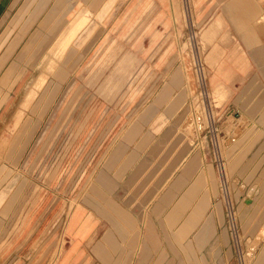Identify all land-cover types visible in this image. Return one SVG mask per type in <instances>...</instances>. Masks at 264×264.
<instances>
[{
  "label": "rangeland",
  "instance_id": "374dc122",
  "mask_svg": "<svg viewBox=\"0 0 264 264\" xmlns=\"http://www.w3.org/2000/svg\"><path fill=\"white\" fill-rule=\"evenodd\" d=\"M56 1L61 2L47 0L44 9ZM225 1L96 0L95 9L106 3L102 18L93 17L90 21L89 14L80 15L40 62V56L62 24L72 17L77 4L75 1L63 4V14L53 15L50 24L41 31L37 21L30 28L26 34L28 39L25 38L15 55L16 73H12L14 77L0 94V264H51L54 252L65 243L63 234L69 242L63 251L65 256L79 251L74 264H102L92 246L100 239L106 223L96 220L93 241L92 236L87 240L81 233L73 244L69 241L73 226L67 217L68 206L92 176V167L97 161V158L92 160V153L106 151L108 140L119 135L143 105L152 103L163 83V86L173 85L172 79L163 78L168 69L181 66L189 73L187 81L191 89L187 99L181 93L178 96L181 107L186 99L185 110L178 120L188 113L185 124L192 123L194 116L201 118L203 128L210 121L220 150L221 139L227 136L228 118L237 124L232 134L240 135L248 122L240 117L231 95L222 107L216 108L211 89L206 86V82L209 84L206 54L221 32L214 38L210 22L224 17L223 27L228 23L222 14ZM239 3L240 7L249 5L247 0H235L236 6ZM238 23V33H246L254 43L253 34L264 26V19L251 16L238 18ZM75 25L79 29L67 52L55 56L60 40ZM225 33L231 39L230 33ZM26 44L30 52L22 61L17 55ZM10 65V62L5 65L3 73ZM258 85L264 86L259 80L255 83ZM222 97L220 89L213 92V98ZM230 111L232 115L227 116ZM189 117L193 120L188 121ZM188 125L185 126L189 130ZM249 132L247 130L240 140ZM204 133L214 156L211 129L205 127ZM230 151V148L226 151L228 159ZM253 154H259L254 169L237 176L245 188L240 190L235 183L230 184L229 197L235 212L238 199L246 197L255 179L262 177L264 182V135ZM262 189L250 201L253 202L250 215L258 219L264 217V186ZM219 198L223 204L221 193ZM222 207V227L229 238L232 264H252L253 255H248V247L254 238L247 239L253 232L246 233L241 217L236 215L242 251L238 253L228 229L225 205ZM112 240L106 233L95 247V252L105 262L113 263L111 256L103 251L104 244Z\"/></svg>",
  "mask_w": 264,
  "mask_h": 264
},
{
  "label": "crops",
  "instance_id": "0c3cea01",
  "mask_svg": "<svg viewBox=\"0 0 264 264\" xmlns=\"http://www.w3.org/2000/svg\"><path fill=\"white\" fill-rule=\"evenodd\" d=\"M69 1L77 4L75 12L62 24L38 62L49 54L63 31L80 15L89 14L90 21L93 17L103 16L106 3L95 9L96 0ZM66 2L56 1L44 9L47 0H0V94L16 73L13 62L25 38L28 39L27 32L36 21L40 31L46 28L53 15L63 14ZM247 2L249 5L242 7L240 3L236 6L235 0L224 2L222 14L228 23L223 27L224 17L210 22L214 38L221 32L206 54V79H209L206 86L211 89L213 106L222 107L231 95V102L240 117L248 122L243 125L240 135L234 137L230 135L237 124L233 121V125L228 118L227 136L221 139L228 191L231 182L240 190L245 188L238 177L254 169L259 159V154H253L254 147L264 135V86H255L258 80L264 85V26L254 32V43L246 33H238V18L258 16V19H264V0ZM85 27L80 28L77 37ZM225 32L230 33L231 39ZM29 52L26 44L17 57L24 61ZM9 62L10 68L3 73ZM163 78L172 79L173 85L163 86V83L152 103L143 105L142 112L135 113L119 135L108 140L106 151L92 153V160L97 158L92 176L83 183L68 206L67 217L73 226L69 241L74 244L81 233L87 240L92 236L93 241L97 220L106 223L100 239L92 246L102 264H232L229 238L222 227L224 201L222 204L219 198L218 174L207 135L202 134L205 127L211 129V123L202 126L203 130L197 135L184 129L183 122L188 113L182 120L178 117L185 110L190 93L189 73L179 66L168 69ZM217 89L223 93L220 100L213 98ZM180 93L186 95L182 107ZM247 130L250 132L240 140ZM229 148L228 159L226 151ZM263 186L262 177H257L246 197L238 199L235 213L241 217L246 233L253 232L247 240L254 237L264 220V217L258 219L250 215L253 211L250 201ZM106 233L113 240L104 244L103 251L111 256L113 263L105 262L95 252ZM64 241L63 247L59 246L54 252L51 264H74L79 251L65 256L63 251L68 241L63 234ZM252 259V264H264V240Z\"/></svg>",
  "mask_w": 264,
  "mask_h": 264
},
{
  "label": "built area",
  "instance_id": "2783aa9c",
  "mask_svg": "<svg viewBox=\"0 0 264 264\" xmlns=\"http://www.w3.org/2000/svg\"><path fill=\"white\" fill-rule=\"evenodd\" d=\"M211 132H212L211 142H212V146L214 149L213 151L214 163H215V167H216L217 174H218L220 193L223 198L224 205H225L228 229L231 234V237L235 241L236 247L238 249L237 252L240 253L242 252L239 249L240 233H239L236 213L233 210L232 202L230 200L231 198L229 197L230 195L228 191L229 182L226 179V175L224 171V165H223L224 159L222 158V155H221L220 146H218L217 134L214 132V130H212V128H211Z\"/></svg>",
  "mask_w": 264,
  "mask_h": 264
},
{
  "label": "bare ground",
  "instance_id": "6f19581e",
  "mask_svg": "<svg viewBox=\"0 0 264 264\" xmlns=\"http://www.w3.org/2000/svg\"><path fill=\"white\" fill-rule=\"evenodd\" d=\"M240 1V0H239ZM244 1H246V0H244ZM248 1V0H247ZM234 4V3H233ZM241 5V4H240ZM101 18V17H100ZM77 24V23H76ZM76 26V25H75ZM86 26V25H85ZM79 29V26H76L75 28H73V29H69V31L64 35V37H62V39L60 40V42H59V44L57 45V47L55 48V51H54V55L55 56H58V57H60L61 55L63 56L66 52H67V50H68V48H69V46L72 44V41H73V39H74V37H75V35H76V31ZM71 50H73L72 48H71ZM70 50V51H71ZM72 54V53H71ZM69 58V57H68ZM59 60V59H58ZM46 82V81H45ZM44 82V83H45ZM37 90H38V87L36 88ZM50 89V88H49ZM30 98V97H29ZM31 99V98H30ZM219 104V103H218ZM195 114H198L197 113V111H196V113ZM191 115H194V113L193 114H191ZM190 116V115H189ZM193 117V116H192ZM195 117V116H194ZM193 117V119H194V121L191 123H186L185 124V122H183L184 123V127H186L187 126V124H190V125H188V127H189V130L190 131H192V132H197L200 128L202 129V125L203 124H201V123H203V122H201L202 120H201V118L199 117V116H196L195 118ZM188 118V117H187ZM244 118V117H243ZM190 119V120H189ZM189 119H188V121H191V119L192 118H190L189 117ZM192 119V120H193ZM228 121V120H227ZM230 121V120H229ZM233 121V120H232ZM238 121V120H237ZM205 122V121H204ZM243 122V121H242ZM235 123V122H234ZM230 124V123H229ZM232 124H233V122H232ZM186 125V126H185ZM234 125V124H233ZM183 126V125H182ZM245 126V125H244ZM234 127V126H233ZM187 128V127H186ZM235 128V127H234ZM242 128V127H241ZM185 129V128H184ZM187 130H188V128H187ZM188 130V131H189ZM235 130V129H234ZM237 130H239V127H238V129ZM191 132V133H192ZM199 132V131H198ZM236 132V131H235ZM241 131H239V133H240ZM200 133V132H199ZM190 134V133H189ZM194 134H196V133H194ZM198 134V133H197ZM196 134V135H197ZM232 135H234V134H232ZM232 135H230V136H232ZM235 136V135H234ZM238 136V135H237ZM233 139V138H232ZM229 146H231L230 144H229ZM224 152V151H223ZM251 194H253L252 192H251ZM254 239H253V241L251 242V245L248 247V255L249 256H252L255 252H256V249H257V246H260V244L263 242V240H264V220L262 221V223L260 224V226H259V228H258V230H257V232L255 233V235H254V237H253ZM252 258V257H251ZM248 260V259H247Z\"/></svg>",
  "mask_w": 264,
  "mask_h": 264
}]
</instances>
